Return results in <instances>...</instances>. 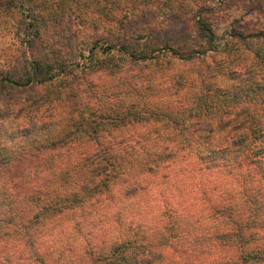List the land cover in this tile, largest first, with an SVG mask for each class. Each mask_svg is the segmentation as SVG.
Wrapping results in <instances>:
<instances>
[{"label":"trees","instance_id":"1","mask_svg":"<svg viewBox=\"0 0 264 264\" xmlns=\"http://www.w3.org/2000/svg\"><path fill=\"white\" fill-rule=\"evenodd\" d=\"M25 3L0 0V33L20 28L19 36L25 41L22 43L29 45L26 47L37 43L49 49L55 43L54 22L68 15L76 25L70 24L66 35L78 39L74 64L85 74L122 70L121 64L141 68L150 62L148 70L160 66L159 57L166 54L176 61H187L213 52L235 59L238 68L230 72L222 67L204 73L198 80L180 77L179 82L173 81L177 73L172 72L160 79H151L142 72V76L128 75L126 80L123 76L111 83L103 81L101 93L107 90L114 101L98 98L92 102L94 106L86 101L77 105L81 107L78 115L70 107L67 111L68 96L52 89L59 87L74 67L65 63L59 50L55 58L46 59L43 54L32 60L25 75L17 80L0 77V86L9 83L22 87L39 95L41 102L28 104L26 99L12 112H0V264H163L161 249L166 247L184 254V264H194L192 252L177 247V242L195 248L212 242L203 264H260L264 256V73L259 62L264 58V28L254 26L258 21L253 23V19L264 13V0ZM83 4L85 14H81ZM25 7L29 18L24 25L16 26L20 18L17 11ZM243 45L253 47L252 58L240 56L234 48ZM219 79H227L230 86L216 84ZM189 88L197 97L191 96ZM120 100L125 101L123 106L118 105ZM187 102L191 106L184 105ZM208 110L210 117L202 113ZM118 111L125 113L121 117ZM185 115L194 122L189 127L184 122L179 130L177 117L184 119ZM97 119L105 122L96 123ZM150 119L153 121L148 124ZM126 120L138 121L129 133L139 138L146 134L143 126L159 121L166 125L169 122L170 130L181 132L175 137L167 133L169 139L161 136L155 148L149 143L156 136L144 137L142 150L150 157L146 170L157 171L173 197L177 194L182 198V206L175 209L168 198L157 204L144 201L149 218L128 226L142 236L137 242L121 241L109 246L108 237L101 232H88L77 242L68 233V252L55 250L57 232L69 230L63 220L67 218L65 209L88 214L86 222L93 225V209L100 202L98 193L122 173L127 156H134L131 143L135 141L126 136L129 133L124 132V137L105 134L108 126ZM187 149H195L198 155L189 168L182 163L183 159L191 160ZM239 159L248 163L245 177L236 169ZM34 160L31 169H20V165ZM176 164L180 167L174 169ZM251 169L254 178H259V186L251 180ZM138 178L144 179L133 195L141 192L155 197L151 192L153 180L145 175ZM172 180L174 184L168 185ZM220 226L226 229L222 231ZM212 239L229 253L214 254L218 245ZM40 242L46 246L44 255L34 250ZM250 245L253 248H248ZM229 248H238L242 253L233 258Z\"/></svg>","mask_w":264,"mask_h":264},{"label":"rangeland","instance_id":"2","mask_svg":"<svg viewBox=\"0 0 264 264\" xmlns=\"http://www.w3.org/2000/svg\"><path fill=\"white\" fill-rule=\"evenodd\" d=\"M25 1H26L25 4L26 5L28 4V6L32 5L31 4L32 1H35L36 4L39 5L37 3V0H25ZM80 4H82V1H80ZM11 8L14 10L13 6H11ZM27 9L28 7L27 8L25 7L17 11L18 14L16 16L17 17L19 16L20 18H17L19 23L17 22L16 26L24 25L25 21L29 18L28 15L25 14ZM81 9H82L81 14H85V12H83L85 10V4H83ZM263 14L264 13H261L253 19L254 21L253 23L258 21L257 24H255L254 26H258L259 29L264 28ZM81 16H85V15H81ZM12 17L14 18V15ZM12 20L13 19L10 18V22ZM54 23H55L54 28L56 30L55 31V43L49 49H46L45 47L41 45L39 46L37 45V43H33L32 46L26 47L29 45L25 43L26 44L25 46L24 43H22L25 41L21 39L19 36L20 28H16V31L13 30L12 32L8 34H2L1 32L0 33V77H6V78H10L11 80H17L25 75V72L27 71V69H29L30 63L32 62V60H35L37 57L43 54H46V59H50L52 57L55 58L59 50L61 53L58 55H61L62 57L66 58L65 59L66 64L67 63L73 64L74 67H71V69H74V70L71 71L70 69V72L68 71L69 73L68 77L62 80L63 81L62 84H65V85L59 84V87L52 88V89L53 90L57 89V90H54L56 93L62 92L61 93L62 95L68 96L69 106H67V111L70 107L71 110H74L73 114H77L78 113L77 110H81L80 109L81 107H78V106L85 104L86 101L89 102L91 106H94L92 102L98 98H109L106 100H110L109 102L114 101V99L110 98V96L112 95L108 94L107 90L104 89L106 92H104V94L101 93L103 88L100 87V85H102L103 81H106V83H109V82L111 83L112 80L114 81L119 80V79L121 80L123 76L126 80L128 75L130 76L141 75L142 76V72L144 75L148 74V77L151 79H160L161 77L166 76L167 72H172L174 74L177 73V75L174 76L176 80H173V81L179 82L180 77H184V78L193 77L196 80H198V78L202 76L204 73H207L209 71L218 70V68H222V67L225 69L226 68L230 69V72L236 71V69L238 68V62L233 61L235 59H232L229 56L227 57L223 54H218V53L213 52L204 57H194L192 60H187V61H176L172 59V56H169L166 54L164 58L161 56L159 57V60L161 62L160 66H156L155 68L151 67L148 70H146V68L150 66V62H148L145 66H142L141 68L136 67V66L130 67L128 65L126 66L124 64H121V66L123 67L121 68L122 70H118V71L116 70L114 72L100 71V72H96L92 74L88 71V73L85 74V71H83L84 69L81 70L80 67L78 66L75 67V64L77 63L74 64V62L76 61L74 59V55L77 54V51L75 50V48L77 46L78 39L77 37L75 39H72L70 38V36L66 35L67 30L70 29V27L68 26H70V24H74L75 23L74 20L69 18L68 15H65V16L58 17ZM259 41H261V39H259L258 42ZM253 42H257V41L253 40ZM252 46H255L254 43H252ZM59 48H63V49L60 50ZM234 48H237L236 50L240 56H246L248 58H252L253 53L251 51L253 47L243 45V46H240L239 48L238 47H234ZM110 64L111 63H108V65ZM259 64L261 66L260 69L262 73H264V58L261 60V62H259ZM118 82L119 81H117V83ZM216 84H220L222 87L223 86L229 87L231 83L227 79H224V80L219 79L218 81H216ZM1 86H0V112L1 111L12 112L11 109L17 108L18 104H22V102H24V100L26 99H28V102H27L28 104L34 100H38L37 105L41 103L38 99L39 95H36V93L34 94L30 93L27 90H23L22 87H13L9 83H6L2 87ZM178 86L180 89L186 88L180 85ZM189 90L191 93H193L191 95L192 97H197L193 89L189 88ZM41 93L48 94L49 92L48 91L44 92L42 90ZM116 99H120V98L118 97ZM119 102H121L118 104L119 106H123V104H125V103H122L125 101L120 100ZM72 103L73 105L70 106ZM184 105L191 106L189 105V102L184 103ZM210 106H213V104H211ZM197 107H198V111H200L201 109L199 108L198 105L196 106V108ZM206 112L207 111H203L202 112L203 115L210 117L211 113L209 112V110L207 113ZM123 113L125 112L118 111V115L121 117ZM177 119L178 121L176 122V128H178L179 130H181L180 127L184 122L187 127L191 126V123L194 122L192 118L188 116L186 117V115L184 119L179 116L177 117ZM152 121L153 119H150L147 122L148 124H150V122ZM95 122L96 123L105 122V120L101 119L99 121V119H97ZM168 123L169 122H167V125ZM137 124H138L137 120L135 121L126 120L122 124H119L118 122H114V124H111L110 126L107 127L106 129L107 132L105 134H108L110 137L123 136L124 132L126 133L131 132L130 129L132 127L134 128L135 125L138 126ZM139 124H142V122ZM167 125L164 121L163 122L159 121V123H154V125L143 126L142 127L144 128L143 131H145L146 134L145 136H141L140 138L135 137L130 133L126 134V136L127 135L131 136L130 138L132 139V141H135L134 143H131V147L135 150V154L137 152V156H135L134 154V156L132 157L129 154V156H127V160H128L127 165H124L123 168L121 167L122 173L120 175H117L116 179H111V182L108 183L106 189H104L105 191H100V193L97 192L98 193L97 196L99 197L100 202L97 205H95L96 207L93 209V216H92V222L94 223L93 225H90L88 222H86L87 220L86 218L88 214L83 213L81 211L75 212L74 211L75 209H72V211L71 210L67 211L65 209L66 211L65 214L67 218L65 217L63 220L67 222L68 225L66 227L69 228V230H67L66 232L65 231L57 232L55 236H57L58 242H57L56 248H54L55 250H60L62 248L64 252H68V250L66 249L68 248L67 243H66L67 236L69 235L68 233L73 234L75 238L74 240H77V242H80L81 237L85 236V234H87L88 232H97V233L101 232L103 236L108 237L109 246L112 243L115 244L121 241L137 242V240L143 239L142 236L136 235L135 230L128 228V226L129 224H131V222H134L136 224V221L139 219L149 218L147 215L149 214L150 211L148 209L144 210V203H143L144 201H150L152 204H157L158 202H160L162 198H168L169 204L172 205L175 209H178V206L181 205L182 198L181 197L178 198L177 194L175 197H173V195L171 194L173 191L167 189V187L163 185L166 182L162 180L160 175H158L157 171L150 172L148 171V169L146 170L145 165L148 164L147 161L150 157H148L146 155V152L142 150L143 148L142 142H144V137L151 138V135L156 136V139L151 140V142L149 143L151 146V145H155L157 143V139L159 140L161 136H162V139H169V137L166 136L167 133H169L171 137H175L176 135L181 133V132L178 133L175 128L170 130L171 124H169L168 126ZM101 127L106 128V126H101ZM154 128L157 130L156 132H153ZM185 131L187 132V130H184V132ZM83 147L85 148V145H83ZM155 147L156 145L154 146V148ZM92 150H96L95 146L92 147ZM186 153H190L188 156L191 158V160L186 158V159H183L182 163L184 164V166H187L189 168L193 166L192 165L193 162L194 163L197 162L198 155H195L197 154L195 149H189V151L187 149ZM35 161L36 160H34V162L32 163L26 162L20 165V169H26V170L31 169L32 166L36 163ZM136 162H138V164H136ZM247 164L248 163L245 162V160H241V159H239L238 165L235 162H232L233 166L237 165L236 169L238 170V172L239 173L242 172L241 177H245L247 175V170H246ZM150 166L151 165H149L148 167ZM178 167H180V165L176 164V166H174V169ZM250 171L252 173L250 175L251 180H254L255 184L259 186L260 184L257 182L259 178H254V175H253L254 171H252V169ZM141 172H145V173H143L142 175ZM144 175L145 177L147 176V179L150 178L153 180L151 182L152 184L151 192H152V195L155 197L149 196L147 193L143 194L141 192H139V194L133 195L132 191H134V189H136L137 187V184L144 179V178H138V177H142ZM136 178L138 179L135 181ZM169 184H174V180L169 181L168 185ZM128 191H131V192H128ZM261 195H262L261 200H263L264 194H261ZM127 202L129 203L127 204ZM90 203H93V202L91 201ZM179 209H181V207ZM96 211H98V213H96ZM124 223H126V225H124ZM93 227L96 228L97 231H93L94 230ZM220 227L222 228L220 229L222 231L226 229V227H223V226H220ZM77 230H81L82 233L80 235L77 234ZM209 230L210 229L208 228L206 231L210 232ZM97 233H91V234L95 235ZM45 236L43 238H45ZM47 238L48 237H46L45 240H47ZM212 241L214 242L215 245L220 244L215 239H212ZM216 241L218 243H216ZM177 244H178L177 247L184 246L192 252L190 253V255L192 254L191 259L194 260L193 261L194 264H203L204 261L209 257V254H210L209 244H212V242L203 243L201 247H196V248L190 245H185V243H182V242H177ZM252 246L253 245H250L248 248H253ZM34 247H35L34 250L39 249L38 254H42V255L45 254L44 250L46 246H44L42 242L37 243L36 246ZM217 248H218V251L214 254L218 255L219 252L229 253L228 249L221 248L220 245H218ZM193 251L202 252V254H198V253L194 254ZM229 251H231L229 255L233 258L234 257L238 258L240 254L242 253V251L238 248H235L233 250L229 248ZM161 253L163 256V259H162L163 264H184V262L187 260L184 254L178 251H172L168 247H166V249L165 248L161 249ZM141 257L142 256H139V258ZM233 262H236V260ZM238 262H240V260ZM259 263L264 264V256H263L262 262H259Z\"/></svg>","mask_w":264,"mask_h":264}]
</instances>
